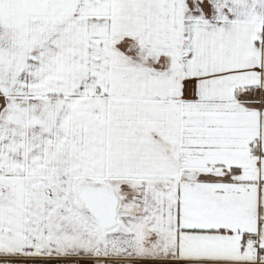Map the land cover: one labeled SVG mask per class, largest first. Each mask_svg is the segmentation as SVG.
<instances>
[{"label": "snow or ice", "instance_id": "6c2138e0", "mask_svg": "<svg viewBox=\"0 0 264 264\" xmlns=\"http://www.w3.org/2000/svg\"><path fill=\"white\" fill-rule=\"evenodd\" d=\"M0 264H264V0H0Z\"/></svg>", "mask_w": 264, "mask_h": 264}]
</instances>
